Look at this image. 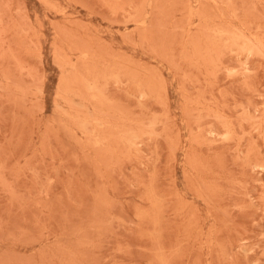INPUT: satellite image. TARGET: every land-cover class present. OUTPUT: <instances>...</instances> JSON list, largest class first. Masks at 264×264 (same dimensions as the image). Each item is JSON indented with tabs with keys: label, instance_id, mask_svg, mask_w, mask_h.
<instances>
[{
	"label": "rangeland",
	"instance_id": "374dc122",
	"mask_svg": "<svg viewBox=\"0 0 264 264\" xmlns=\"http://www.w3.org/2000/svg\"><path fill=\"white\" fill-rule=\"evenodd\" d=\"M0 264H264V0H0Z\"/></svg>",
	"mask_w": 264,
	"mask_h": 264
}]
</instances>
